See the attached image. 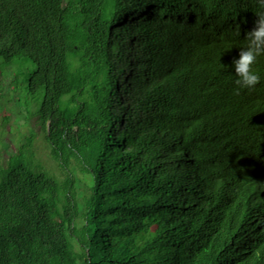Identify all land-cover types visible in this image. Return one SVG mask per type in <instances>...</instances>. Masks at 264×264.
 Listing matches in <instances>:
<instances>
[{
  "label": "trees",
  "instance_id": "16d2710c",
  "mask_svg": "<svg viewBox=\"0 0 264 264\" xmlns=\"http://www.w3.org/2000/svg\"><path fill=\"white\" fill-rule=\"evenodd\" d=\"M257 13L262 0H0V64H32L64 175L21 155L0 172V264H264V56L252 87L233 64Z\"/></svg>",
  "mask_w": 264,
  "mask_h": 264
},
{
  "label": "rangeland",
  "instance_id": "374dc122",
  "mask_svg": "<svg viewBox=\"0 0 264 264\" xmlns=\"http://www.w3.org/2000/svg\"><path fill=\"white\" fill-rule=\"evenodd\" d=\"M32 70L30 62L0 64V172L21 155L24 161L30 159L33 167L62 180V170L52 161L45 140L47 128H42L40 96L26 91ZM70 170L76 179V200L81 207L82 175L73 163Z\"/></svg>",
  "mask_w": 264,
  "mask_h": 264
},
{
  "label": "clouds",
  "instance_id": "9594fccd",
  "mask_svg": "<svg viewBox=\"0 0 264 264\" xmlns=\"http://www.w3.org/2000/svg\"><path fill=\"white\" fill-rule=\"evenodd\" d=\"M257 14L259 19L256 24L251 25L246 31V46L241 47L239 58L233 61L236 73L235 83L241 88L252 87L261 80L260 73L253 68L259 57L264 56V15ZM251 177L254 180V177Z\"/></svg>",
  "mask_w": 264,
  "mask_h": 264
},
{
  "label": "bare ground",
  "instance_id": "6f19581e",
  "mask_svg": "<svg viewBox=\"0 0 264 264\" xmlns=\"http://www.w3.org/2000/svg\"><path fill=\"white\" fill-rule=\"evenodd\" d=\"M240 25V24H239ZM148 44V43H147ZM148 46V45H147ZM153 53V52H152ZM152 56V55H151ZM163 107V106H162ZM169 114V113H168Z\"/></svg>",
  "mask_w": 264,
  "mask_h": 264
}]
</instances>
